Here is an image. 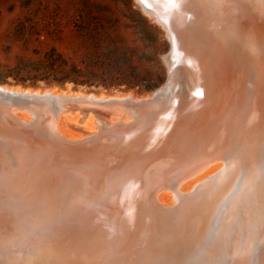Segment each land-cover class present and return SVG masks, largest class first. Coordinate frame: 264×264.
<instances>
[{
    "label": "bare ground",
    "instance_id": "6f19581e",
    "mask_svg": "<svg viewBox=\"0 0 264 264\" xmlns=\"http://www.w3.org/2000/svg\"><path fill=\"white\" fill-rule=\"evenodd\" d=\"M135 1L141 11L160 26L156 14L143 6L144 0ZM147 1L169 13L184 38L187 114L180 119L171 115L175 107L172 103L160 116L149 122L140 119L132 128L129 127L130 119L113 117L115 112L124 114L126 109L133 111L138 106L139 99L132 94L104 96L70 90L38 91L0 86V90L26 100L19 104L23 111L19 120L28 122L31 119L24 112L26 110L33 112L35 107L46 110L41 123L54 130L60 139L75 141L87 138L89 142L108 143L103 149L113 153L102 158L93 153L92 156L83 154L71 159L67 154L53 152L49 146L53 145L51 141L18 143L12 140L15 143L12 145L7 142L13 139V135L6 136V143L10 146L5 151L0 149V178L4 180L0 182V187L16 205L25 202L23 206L28 207L34 203L48 211L47 216L41 217L45 220L43 224L30 219L39 213L40 208H33L29 213L22 211L23 220L29 215L31 227L36 231L31 237V244L22 253L16 254V258L23 260L24 264H48L50 261L53 264H70L75 256L84 252L75 248V244L67 247L54 236L62 235L66 227L63 217L67 212L59 214L57 207L60 210L63 201L64 206L69 205L79 192L86 193L87 189L100 195L107 193L108 202L103 200L97 211L107 210L109 218L103 221L100 229L97 228L98 235L95 234L100 241L85 251V262L264 264V213L260 220L256 219L259 209L264 210L261 206L264 203V179L257 181L256 178L259 162L264 160V108L254 110L258 102L256 97L245 101L246 76L242 77L248 72L249 61L259 66L256 61L257 41L261 38L264 41V35L261 34L262 29H257V24L264 18V2L261 6L257 0L254 6V0H247L243 2L244 6H240L235 0ZM224 45L236 51L233 53L234 64L222 51ZM166 60L167 56L164 62ZM223 81L227 82L228 91L217 85H222ZM244 102L250 111L237 121L235 117ZM230 104V111L224 114L222 109ZM74 105L100 109L107 119L92 113L81 116ZM219 107H222L221 111ZM185 116L194 122L189 124L192 129L205 122L206 131L202 134L201 131L192 132V137L199 139L198 143L180 147L179 144L171 145L155 154L148 152L146 147L140 150V158L148 154V157H154L143 161L147 171L137 182L129 178L110 183L107 179H99L103 171L112 169L109 162L117 160L116 168L125 163L127 158L120 160L123 150L118 147L124 149L159 141L169 136L171 125L190 123L188 118L180 121ZM62 121L69 136L60 129ZM210 121L213 126L207 131L210 128L206 125ZM176 128L182 129L181 126ZM134 132L138 133L133 135ZM171 141H177L176 135ZM235 153L242 154L241 164L229 160ZM208 163L210 165L200 173L198 168ZM227 163L229 167L226 169ZM225 169L226 172L223 171ZM74 176L82 177L83 183L69 185L68 179ZM190 181L194 182L184 191L183 185ZM152 185L153 188L150 187ZM115 187L117 191L114 192ZM238 205H252L256 215L238 216L233 211ZM72 219L68 216L67 227ZM48 237L52 239L49 241ZM255 243L257 245L254 246ZM120 246L122 250L118 256L115 252L111 253ZM253 249H256L254 253ZM108 251L113 256L110 254L109 257Z\"/></svg>",
    "mask_w": 264,
    "mask_h": 264
},
{
    "label": "water",
    "instance_id": "95a60500",
    "mask_svg": "<svg viewBox=\"0 0 264 264\" xmlns=\"http://www.w3.org/2000/svg\"><path fill=\"white\" fill-rule=\"evenodd\" d=\"M255 1L257 0H254L253 2ZM259 1L262 6L264 0H259ZM143 2H144L143 6H145L148 10L156 14L159 25L162 27V29L164 28L165 36L169 43V50L165 55L167 56V60L166 62H164L166 67V79L164 83L159 88H157L156 90H154L153 92L149 93L146 96L143 97L134 96L135 98L139 99V103H137L138 106L136 105L137 107L133 111L132 109H126V113L124 112V114H120L118 112H115L113 116L116 119L121 117L130 119L131 122L129 124L130 125L129 127L132 128L136 126V124L140 121V119H143L144 121L147 120L149 122L151 121V119L158 117V115L160 116L162 113L166 111V109L170 108L172 103H174L175 105L174 112H172L171 114L172 116H174L173 118L180 119L181 116L187 114L185 113V111L187 110L185 109L187 102L185 89L188 80L186 79L187 73L185 72L183 67L184 64L183 59L186 57L184 51V43H183L184 38L180 34L179 29L173 20V17L169 15V13L165 12L162 9V7L155 6L153 2H152L153 4L148 3L147 0H144ZM243 2L246 3L247 0H235V3H237L240 6L241 5L244 6ZM256 4H257L256 2L253 3L254 6ZM263 19H261V21H258L257 24V29L259 30L262 29L263 31V33H261L262 35H264ZM202 37L203 36H201L200 38ZM258 41H257L258 53L256 54L257 55L256 61H258L259 66H257L256 64H251V61H249L247 66L248 72L246 73V75H242V77L245 78L246 76V83L244 89V93L246 96L244 98L245 101L246 99H249V101H251L254 97H256L258 102L255 104L254 110L257 108L260 111L261 109L264 108V41L262 40V38L259 42ZM227 45L223 46L222 51L229 56L227 60L231 61V64H234L233 53H235L236 51L232 47L230 50L227 47ZM219 65H221L220 62L218 64V69H219ZM223 69L224 68H222V70ZM222 83H223L222 85L220 84L217 85L219 87L221 86L223 90L228 91L227 82L223 81ZM0 86L8 87V88L11 87L7 85H0ZM234 93H235L234 95H237L236 92ZM30 100L31 98H29V101ZM22 101L24 102L26 100L24 98L21 99L19 97L13 96L9 91L0 90V149L3 148L4 151L8 149L9 144L7 143H12V145H14L15 143L12 142V140H15V142L18 143H22L21 141H28L30 143H34L44 140L45 142L51 141L53 143L54 146L52 144H49L53 152L58 151L62 154H67L70 157H72L71 159L74 158L76 159L78 156L80 157L83 154L90 156L93 153H95V156H97V158H102L105 155L107 156L113 155L112 152H106L103 149L107 147L106 145H108V143L104 144V142H97V141L89 142L87 138L75 140V141H68V140L66 141L57 137L56 132L54 130H51L49 127L44 126L41 123V120L46 114L45 112L46 110H42L36 107L34 108L36 111L33 109V112L26 110L24 112L27 115H29L31 119L28 122H23L22 120H19V117L23 113L21 107L19 106V104ZM174 101H176V103ZM244 103L245 104H242L244 106L239 110V113L235 117L237 121H239L242 117H245L247 111H250V108L249 109L247 108L246 102ZM74 107L77 109L78 112H80L81 116H86L88 113H92L96 117L107 119V117H104V113L100 109L80 107L79 105H74ZM235 108H237V105L233 107V110ZM251 108H253V106H251ZM221 109L222 107L220 108V111ZM230 109H231V104L226 105L222 109V112L225 111L224 114H226L227 110L230 111ZM187 118L188 117L185 116L180 121L185 120ZM232 119L234 120L233 117ZM188 121H191V119L188 118ZM192 123L194 122L191 121L190 123H184L185 125H179V124L171 125L172 128L170 129L169 136L163 137L159 141L156 138L157 141L152 144H146L144 146L135 145L128 148L124 147V149L121 146L118 147V149L124 151V152L120 151L122 154L120 160L127 158L126 160H124L125 163L123 164V166L120 168H116L114 166H117L116 164L117 160L111 161L109 162V164H112L110 166V168L112 169L110 171L108 170L103 171V173H101V178H99L98 176L97 177L99 179H104V181L107 179L108 183H110V181L112 180H120V179L126 180L128 178L131 181L134 180L135 182L139 181L142 177L141 175L147 171V166L144 165L143 161H146L154 157V155L148 157L149 155L148 154L145 155L146 157L144 156L143 158H140L138 156L140 153L139 151L145 149L146 147L148 152L155 154L158 151L161 150L164 151L165 148L168 149L171 145L179 144L178 146L180 147L183 144H187L193 146L194 144L198 143L199 139L192 137V132L201 131L200 133L202 134L203 131L206 130L204 127L205 122H202L200 125L197 126L195 125L193 129L189 125ZM211 124L212 122L210 121V123L208 122V124L206 125L208 128H210L207 129V131L211 130L213 126V124L212 125ZM176 126L178 127L181 126L182 129L178 130ZM136 133L138 132H134L132 134L136 135ZM9 134L13 135V139L8 140L10 142H7L6 136H8ZM175 135L177 141L172 142L171 139ZM202 140H205V138ZM112 149L117 150L115 148ZM241 156L242 154L235 153L234 155L231 156L229 160H231L232 162H239V164H241L242 163L241 161H243ZM111 158L115 159L114 156H112ZM210 163H208L205 166L199 167L198 168L199 172L201 173L202 171H204L205 168L208 165H210ZM259 164L260 165L258 169V174L256 176L257 181L258 179L261 180L264 179V160H262V162L260 161ZM228 167H229V163H227L226 169ZM226 169L223 171L226 172ZM188 178L191 177L189 176ZM186 179H184L183 182ZM68 180H69V185L71 186H74L76 182L78 184L83 183L82 177L74 176V177H70ZM3 181L4 180L0 178V182ZM150 187L153 188L154 185ZM116 188L117 187H115L114 192L117 191ZM3 190L4 189L0 187V264H24L23 260L16 258V254L22 253L27 248V245L31 244V239H32L31 237L33 236V234H36V231H34L35 229L31 227L32 221H29L30 216L27 215V217H25L26 220H23L24 217L23 214L26 213V211L27 213H29L28 211L32 210L33 208L35 209L40 208L39 213L36 216L30 217V219H34L37 221L39 220L38 223L43 224L45 220L44 218L41 217L47 216L48 211L44 209L42 205L41 206L33 205L34 203H31L32 205L30 204V206L28 207L23 206L25 202L16 205L12 197L6 195V193ZM87 191L88 192L81 194L79 192V195L75 196L73 200L70 202V204L67 206H64V201H63V203L60 204L61 205L60 210L58 209V207L56 209V212L59 214L60 212H64V211L67 213L64 214L66 216L63 217V219L65 218L63 222L64 225L66 226L65 229L62 228L64 229V232H62V235H56L54 237H58V239H60L64 244H66L67 247H70L73 244H75V248L84 251L83 253L78 254V256H75L71 260L70 264H90L89 262L84 261V253L85 251H88L91 248H93L100 241L99 236L96 237L97 228L99 227L100 229V226L103 224V221L109 218L107 214V210L97 211V209L103 203V200L105 202H108L107 193L100 195V193L99 194L94 193L92 192V190L89 189H87ZM99 196L101 198H99ZM261 206L264 207V203L261 204ZM22 211L24 213H22ZM233 211L236 212L235 214H237L240 217L241 215L248 216L251 213L255 214L252 205H244V207L238 205L237 208L234 209ZM263 213L264 210L261 211L259 209L256 219L260 220ZM68 216L73 217L71 223L68 222V224H70L69 227H67ZM59 221L61 222V219H59ZM59 221H57L58 223L56 222L58 225L60 223ZM56 233L57 230L55 234ZM54 237L52 236V238ZM121 237L125 238L123 236ZM52 238L48 237L47 240L50 241V239ZM124 241L127 242L126 238L124 239ZM253 245L255 246L257 245V243ZM121 250L122 247L120 246L117 250L112 251L111 253L115 252L117 254L116 256H118ZM255 250L256 249L251 250L252 253H254ZM111 253L108 251V256ZM111 256H113V254H111ZM48 264H53V263H51L50 261V263Z\"/></svg>",
    "mask_w": 264,
    "mask_h": 264
},
{
    "label": "rangeland",
    "instance_id": "374dc122",
    "mask_svg": "<svg viewBox=\"0 0 264 264\" xmlns=\"http://www.w3.org/2000/svg\"><path fill=\"white\" fill-rule=\"evenodd\" d=\"M88 27H97L105 45L118 55L126 56L143 85L153 88L105 90L72 84L47 85L41 81L34 85L30 81L21 84L12 79L4 85L38 91L70 90L104 96L132 94L143 97L164 83V57L169 50L165 31L141 11L135 0H0V65L11 69L19 59H37L51 47L79 60L80 57L73 53L81 54L83 35ZM60 129L69 136L63 121ZM193 182L185 183L183 190Z\"/></svg>",
    "mask_w": 264,
    "mask_h": 264
},
{
    "label": "trees",
    "instance_id": "16d2710c",
    "mask_svg": "<svg viewBox=\"0 0 264 264\" xmlns=\"http://www.w3.org/2000/svg\"><path fill=\"white\" fill-rule=\"evenodd\" d=\"M82 52L73 54L79 60L60 53L51 47L37 59L21 58L13 68L0 65V85L7 84L8 79L24 84L37 81L51 84H72L80 87L120 89L124 91L150 90L153 86L143 85V80L136 68L126 56H120L103 41L97 27H88L84 32Z\"/></svg>",
    "mask_w": 264,
    "mask_h": 264
}]
</instances>
